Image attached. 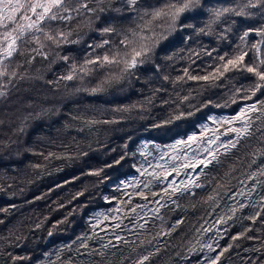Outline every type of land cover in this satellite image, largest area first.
Listing matches in <instances>:
<instances>
[{
    "label": "trees",
    "instance_id": "16d2710c",
    "mask_svg": "<svg viewBox=\"0 0 264 264\" xmlns=\"http://www.w3.org/2000/svg\"><path fill=\"white\" fill-rule=\"evenodd\" d=\"M243 2L205 0V5L235 6ZM101 15L107 18L109 13ZM207 19V12L201 10L199 15L184 20V23L194 24L198 28L203 27ZM233 20L236 23L232 25L233 31L227 34L228 38L218 39V34ZM80 23L74 20L70 24L54 25L59 30L72 31L73 40L78 38L79 31V44L62 45L60 48L49 45L44 49L49 53V59L36 56L31 65L26 61L34 53L28 51L25 55L17 56L12 67L19 65L18 71L27 78L18 80L8 97L0 98V142L11 145L0 148V210H6L0 211V264H49V260H55L61 249V260L68 261L70 257L71 264H130V260L125 258L135 259L136 254L131 249L139 244L140 239H151L162 227L167 230L177 219L183 223L171 236L160 238L161 251L151 258L149 264H204L207 249L201 251L200 244L213 242L218 232L222 237L219 239L222 247L229 243L234 245L225 254L222 264H264V215L258 217L255 223L248 219H236L253 215L256 211L264 213L259 206L264 187L256 183L257 180H264V176L247 179L248 173L257 172L264 164V157L257 155L258 150L264 148L259 133L256 138L242 143L234 154L223 157L222 165L209 170L207 180L202 178L206 187L197 189L195 197L185 196L179 200V207L168 204L157 214L154 209L158 205L150 201L158 197H152L145 190L148 198L142 199L132 188L127 191L121 184V181H127L137 173L133 164L139 163L138 148L142 143L164 147L196 132L209 116H231L238 111L239 105L251 103H231L234 86L250 82L239 73H229L234 79L225 80L219 87L189 80L174 88L171 80L183 75L184 68L199 75L211 71L212 66L219 63V55L234 52L243 31L264 25V17L259 14L252 17L229 16L224 24L216 26V32L210 36L197 35L193 29H177L160 43L152 61L138 69L135 75L126 78L120 85L96 94L76 89L95 87L105 78L106 72H98L85 78L84 82L59 80L67 73L71 62H83L90 51L89 44L101 40L99 32L78 28ZM113 23L126 27L130 21ZM95 26L104 27L105 24L102 20L97 21ZM258 39L254 33L251 34L249 45ZM35 47L37 45L34 43L25 45L29 50ZM212 49H216V52L210 58L207 52ZM196 52L200 53L199 56L195 55ZM57 53L72 59L65 63L57 59ZM156 64L160 65L162 72L156 73ZM112 71L118 69L113 68ZM164 75L171 80L165 82L162 79ZM159 87L165 91L158 93L151 104L146 103L153 90ZM176 92L191 94L193 106L185 105L182 110L195 114L172 125L153 127L174 114L175 105H165L162 101L170 97L174 99ZM257 96L264 99L259 93ZM225 103L228 106H224ZM196 108H200V111L197 112ZM88 119L115 120L116 123L88 126L85 124ZM21 126H24L23 132L19 131ZM126 152L129 155L117 164L116 161ZM253 159L256 160L255 164H251ZM233 168L235 171H232ZM98 170H102L100 176L90 174ZM226 172L231 175L221 179ZM217 183L225 187L217 188ZM253 186L255 191L249 197L248 190ZM161 187L164 185L154 190L159 191ZM213 189L219 193V206L216 207L212 202L205 203ZM240 189H244L245 195H238ZM238 202L255 203L257 206L237 212L236 217L227 224H216L220 215H231L228 208ZM145 204L147 207L137 208L140 214L137 217L131 209ZM116 208H120V211H115ZM97 213H104L109 219L103 220L101 217L103 222L93 229L91 225L95 223ZM157 215L163 218V226ZM145 221L144 229L134 226V223L138 225ZM38 224L40 227L37 228ZM117 224L120 226L115 227ZM205 228L211 231H202ZM245 228L251 229L246 233V237L251 239L240 237L232 241V236ZM50 231L51 236L48 234ZM93 232L98 239L89 241L90 249H99L100 243H107L108 240H112L117 247L107 250L105 257L90 255L85 249L77 253L75 249L79 248V244L73 242L77 237L92 235ZM116 235L129 243H117ZM99 237H103V240ZM68 245L72 246V251L68 250ZM145 247L148 246L138 247L137 252H144ZM190 248L194 251L190 252ZM12 257L25 259L14 261Z\"/></svg>",
    "mask_w": 264,
    "mask_h": 264
},
{
    "label": "snow or ice",
    "instance_id": "6c2138e0",
    "mask_svg": "<svg viewBox=\"0 0 264 264\" xmlns=\"http://www.w3.org/2000/svg\"><path fill=\"white\" fill-rule=\"evenodd\" d=\"M201 10H205L208 16L203 27L197 28L194 24L184 23V20L199 15ZM103 13H109V16L104 18L101 15ZM111 13L117 15H111ZM257 14L264 17V0H244L243 3H237L235 6L221 7H206L205 0H155V2H150V0H0V98L8 97L11 90L16 86V82L27 78L18 71L19 65L16 68L12 67V63L17 56L25 55L28 51L34 53L35 55H32L26 61L27 64L31 65L36 56H41L45 60L49 59V53L44 51L49 45L60 48L62 45L80 43L79 31L77 32L78 38L73 40L71 39L72 31L59 30L54 26L55 24H70L76 20L81 21L78 28L82 27L88 29V31L99 32L101 40L88 45L90 51L83 62H71L67 73L59 77V80L65 82L75 80L84 82L85 78L92 77L98 72H106L105 78L95 87L76 89V91L84 90L90 94H96L120 85L126 78L135 75L138 69L152 61L156 48L177 29H193L197 35L210 36L216 32V26L224 24L229 16L252 17ZM102 20L105 24L104 27H94L97 21ZM113 21L121 23L130 21V23L128 26L123 27L118 26ZM235 23L236 21L233 20L231 24H228L223 32L218 34V39H227V34L233 31L232 25ZM253 33L259 39L249 45V37ZM239 41L240 43L232 54L219 55V63L212 66V70L204 75L192 74L189 68H184L183 75L176 76L175 80H171L168 75L162 77L165 82L171 80L174 88L176 85L189 80L203 81L213 87H219L225 80L234 79V77L228 75L229 73H239L243 79L250 82L247 85L234 86L231 103L235 105H239V101H251V103L239 105L238 111L231 116H209L208 121L211 124L199 125L198 132H192L186 138L176 139L173 143L164 146L166 150L161 149L160 146H155L158 155H153L151 151L147 150L148 143H142L139 146V155L144 159L138 164H133V168L139 173L140 177L145 179L141 181L134 176L130 181H121V184L126 188L131 187L135 194L142 199L147 200V193H150L152 197H158V199L150 201L158 205L154 209L157 214L161 208L167 207L168 204H175L179 207L178 201L185 196L195 197L197 189L202 190L206 187L205 183L202 182V178L207 180L209 170L222 165V158L234 154V150H237L242 143L256 138L257 133L264 142V99L257 96L258 93L260 96H264V25L258 28H247L239 36ZM29 43H34L37 47L30 50L26 49L25 45ZM214 52H216V49L207 52V55L211 58ZM199 54V52L195 53L197 56ZM56 55L57 59L63 60L65 63H69L72 59L68 55L60 56L59 53ZM113 68L118 69V71L113 72ZM155 71L156 73L162 72L159 64H156ZM49 83L53 82L49 81ZM164 91L163 87L154 89L153 95L148 97L145 102L151 104L155 96ZM192 99L191 94L181 95L176 92L174 99L170 97V99L163 100L162 102L165 105H175L174 114L161 123L153 125V127L161 128L172 125L175 121L193 116L194 112L182 110L185 105L188 107L193 106ZM224 106H228L227 103ZM131 107L135 108L136 105ZM126 110L116 109V111ZM196 111H200V108H196ZM112 123H116V121L107 119H88L85 121L88 126ZM211 125H215V127ZM221 128H223V131H221ZM19 131L23 132L24 126H21ZM221 137H227V139H221ZM10 146L8 143L0 142V148H9ZM49 155L52 154L49 153ZM128 155L129 153L126 152L116 163L119 164ZM131 155L135 156L136 153ZM257 155L264 157V148L259 149ZM150 156L152 159H149ZM255 163L256 160L253 159L251 164ZM251 164L249 167H251ZM35 167H39V165H35ZM101 171H94L90 174L100 176ZM232 171H235V168ZM173 174L175 176L183 174L187 179L179 181L170 179ZM230 175L229 172H226L221 179ZM258 176H264V164H261L257 172L248 173L247 179L252 180ZM148 177H151V179H148ZM211 182L209 181V183ZM241 183H244V181H241ZM256 183L264 187V180H257ZM159 185H164V187L159 188V191L154 190ZM219 187H225V185L217 183V188ZM145 190H147V193ZM253 191H255V186L248 190L247 195L250 197ZM238 195H245L244 189H240ZM218 196L219 193L216 189H213V192L207 196L205 203L212 202L214 207L219 206ZM105 199L108 198L105 197ZM130 200L131 197H129V202ZM256 206L255 203L238 202L235 206L228 208L227 211L231 215L227 213L220 215L216 220V224H227L228 221L236 217L237 212L243 211L246 207L255 208ZM259 206L264 209V194L260 195ZM145 207H147L146 204L137 205L131 210L139 217L140 214L137 212V208L143 209ZM115 211H120V208H116ZM262 215L264 213L256 211L253 215L242 218L236 217V219L237 221L248 219L255 223L257 218ZM101 217L103 220L109 219L106 214L97 213L95 223L91 225L93 229L103 222ZM156 218L161 220L163 226V218L159 215ZM181 223L183 221L177 219L167 230L162 227L161 231L157 232L151 239H140L139 244L131 249V252L136 254L135 259L126 257L125 260H130V264H149L151 258L161 251L160 238L171 236ZM146 224L147 221L138 225L134 223V226L144 229ZM119 226V224L115 225V227ZM36 227L38 228L40 225L38 224ZM197 231L200 232L201 229H197ZM202 231L208 232L211 229L205 228ZM226 231L227 229H225ZM249 231H251L250 228H245L243 232L232 236V241H236L240 237H246V233ZM48 234L51 236L52 232L50 231ZM221 238L218 232L217 238L213 242L200 244L201 251L207 249L204 264H222L225 254L233 248L232 243L222 247L219 244ZM246 238L251 239V237ZM96 239L98 237L95 232L92 235L77 237L73 243H78L79 248L75 251L79 253L80 249H85L88 250L90 255L105 257L107 250L117 247V244H114L112 240H108L107 243H100L99 249H90L89 241ZM99 239L102 241L103 237H99ZM115 241L117 243H129L119 235L115 236ZM214 244L215 246H213ZM145 245L148 247L144 248V252H137L138 247ZM66 247L69 251H72L71 245ZM62 251L63 249L58 251L56 259L49 260V264H71L70 257L68 261L61 260L60 253ZM189 251H194V249L190 248ZM12 259L15 261L25 258L12 257ZM184 259H187V257H184Z\"/></svg>",
    "mask_w": 264,
    "mask_h": 264
},
{
    "label": "rangeland",
    "instance_id": "374dc122",
    "mask_svg": "<svg viewBox=\"0 0 264 264\" xmlns=\"http://www.w3.org/2000/svg\"><path fill=\"white\" fill-rule=\"evenodd\" d=\"M220 116H225V115H220ZM217 117H219V116H217ZM204 123H209V124H211L210 121H206V122H204ZM204 123H203V124H204ZM201 125H202V124H201ZM211 126L215 127V125H211ZM198 131H199V126H198V129H197L196 132H198ZM221 131H223V128H221ZM221 139H227V137H221ZM145 143H147V142H145ZM172 143H173V142H172ZM170 144H171V143H170ZM155 146H156V145H153V144L148 143V149H147V150H148V151H151L153 155H158V152H157V149H156ZM160 148L166 150L165 147H160ZM143 159H144V158L140 156L139 162L142 161ZM149 159H152V157L150 156ZM134 176L138 177L141 181H143V180L145 179L144 177H140V176H139V173H135V174L132 175V177H131L130 179H128L127 181L132 180V178H133ZM148 179H151V177H148ZM170 179H175L176 181H179V180H182V179H187V177L184 176L183 174H182L181 176H175V174H173V176L170 177ZM141 187H142V185H141ZM124 188H125L127 191H129V188H131V187L126 188V187L124 186Z\"/></svg>",
    "mask_w": 264,
    "mask_h": 264
}]
</instances>
